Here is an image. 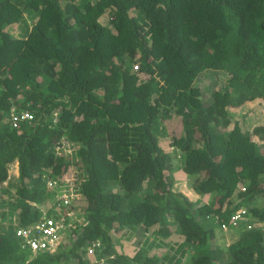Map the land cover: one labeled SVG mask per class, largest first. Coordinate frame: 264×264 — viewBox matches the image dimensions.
Here are the masks:
<instances>
[{"label":"trees","instance_id":"16d2710c","mask_svg":"<svg viewBox=\"0 0 264 264\" xmlns=\"http://www.w3.org/2000/svg\"><path fill=\"white\" fill-rule=\"evenodd\" d=\"M253 113L264 119V0H0V264H99L84 251L96 244L102 264H163L174 231L183 264H264V125L242 124ZM170 118L178 160L157 138ZM69 142L75 158L56 156ZM68 171L81 172L82 224L31 257L16 233L53 213L46 182ZM238 208L257 227L223 249L212 217ZM132 241L139 253L117 255Z\"/></svg>","mask_w":264,"mask_h":264},{"label":"built area","instance_id":"2783aa9c","mask_svg":"<svg viewBox=\"0 0 264 264\" xmlns=\"http://www.w3.org/2000/svg\"><path fill=\"white\" fill-rule=\"evenodd\" d=\"M31 119L32 115L28 112L11 114L13 128ZM65 146L69 148L68 144ZM62 147L64 146L62 145ZM55 184L58 186V191L53 195V213L42 216L35 225L17 231V236L22 240L23 245L28 248L32 257L47 251L56 252L62 248L65 231L72 228L75 219L74 212L70 208L78 205L81 196L79 188L76 186V178L73 176L64 177L55 181L48 179L46 182V185L50 188ZM244 215V211H237L230 217L229 223L236 226L244 219ZM227 228V224H222L223 230ZM98 249L101 250V246ZM95 250L93 247L87 248L86 256L94 257ZM102 263H104V260L99 262V264Z\"/></svg>","mask_w":264,"mask_h":264},{"label":"rangeland","instance_id":"374dc122","mask_svg":"<svg viewBox=\"0 0 264 264\" xmlns=\"http://www.w3.org/2000/svg\"><path fill=\"white\" fill-rule=\"evenodd\" d=\"M13 33L15 34L16 31H17V28H14L12 29ZM203 79V78H202ZM236 116V119H237V114L235 115ZM251 118L249 120H243V125L246 126L245 128V131L246 132H251L252 129H253V126H257L259 124H263L264 125V119H261L258 115L254 114L250 116ZM241 118V117H239ZM167 120H170L169 122H165ZM165 121H163V125H165V127H162V129H157L158 130V134H157V138L159 140V143L162 144V146L165 148V152H170V150H172V144H171V137L173 135H177V133H179V131L181 130L180 129V124L178 120H176L175 118H170V119H167ZM235 120V119H233ZM165 122V123H164ZM240 123V122H239ZM241 124V123H240ZM241 124V125H242ZM254 141L257 143V139L256 138H253ZM78 146L77 145H71V147H63L61 149H56L57 153H56V156H70V157H73L75 158V153L78 151ZM171 157L174 159V160H178L179 159V156H178V151H171ZM180 155V154H179ZM78 174H81L80 171H74V172H70L68 171L67 174H65V178L66 177H76V175ZM17 175V166L16 164L9 170V176H11L12 178L13 177H16ZM175 185V188L178 189L181 193H185V195L189 196L192 200L193 203H197L199 201V198L201 197H197L195 196L194 194H191L190 192V189H189V179L188 177H183V176H180L178 177V180L174 183ZM142 193V191H141ZM211 201V197L210 198H206V199H201L200 202H204V204H209ZM81 208V206L79 207ZM77 210V208H75V211ZM77 212V211H76ZM78 214V213H77ZM76 214V215H77ZM75 220V219H74ZM213 220H214V217H212V223H213ZM214 225V224H213ZM215 228H217V226L214 225ZM169 236L172 234V236L169 238L170 240V248L173 247L171 250L170 248L168 249L170 251L169 255L166 254V252H160V255L162 256V260L163 261V264H183V258H182V255L184 254V251L182 250L181 248V240L179 241V237L178 235H176L177 233L172 232V233H169ZM224 239H226L224 242H219L218 244H220V246H223V249H227V247L231 244V238L232 236L230 235L229 231H226V232H223V235ZM147 236H145L144 238H146ZM143 238V239H144ZM217 238H218V241L221 240V235L218 233L217 234ZM135 240L136 242L138 241V239H136L135 237ZM141 241V240H139ZM136 242L135 241H132L130 242V244H127L126 243V246L125 248H121V246L119 245H116V248H117V251L118 253L122 250H126L129 252V254H136L137 253V247L136 246ZM161 246H163L162 242H160ZM142 247V245H141ZM228 250V249H227ZM134 251V252H133ZM152 250H150V254H151ZM166 255L168 257H166ZM165 256V257H164ZM88 259H90L91 257H87ZM131 259V257H129ZM181 259V263H178V260ZM129 264H132L131 262H129Z\"/></svg>","mask_w":264,"mask_h":264},{"label":"clouds","instance_id":"9594fccd","mask_svg":"<svg viewBox=\"0 0 264 264\" xmlns=\"http://www.w3.org/2000/svg\"><path fill=\"white\" fill-rule=\"evenodd\" d=\"M134 69H136V68H134ZM225 129V128H224ZM224 133V132H223ZM248 133V132H247ZM249 133H251V132H249ZM73 143H71V142H69L68 143V146L69 147H71V145H72ZM74 145V144H73ZM65 147V146H64ZM61 148H63L62 146H58V147H56V149H61ZM65 177V175L63 176V177H56L55 178V180H58V179H62V178H64ZM74 177V176H73ZM76 178V177H75ZM189 189H190V192H191V194H194L195 196H197V194H195L192 190H191V188H190V186H189ZM184 196H186L191 202H192V200H191V198L189 197V196H187V195H185V193H182ZM198 198H199V196H197ZM82 207V204H81V200L79 201V203H78V205H76V206H74V207H72V208H70V210L71 211H73L74 212V215H75V220L73 221V224H72V228H71V230H68V229H66V231H65V236L63 237V247L65 246V244H67V243H69V238L67 237V235L69 234L68 232H74V230L73 229H75V224H82V219H80L76 214L77 213H82V211L80 210V208L79 207ZM75 208H77V212L75 211ZM240 210H242V211H244V213H245V215H244V219L242 220V221H240L236 226H233V225H231L230 223H229V219H230V217L232 216V215H234L237 211H240ZM247 212H246V210H244V209H241V208H238L237 210H235L231 215H230V217H227V219L226 220H223V221H221L220 220V218H219V216H215L214 217V220H213V224L215 225V226H217V230H218V232L221 234V235H223V232H226V231H231V230H233V229H236V228H238V227H240V226H243L246 230H251V229H253V228H255V227H257V225L256 224H254V225H249L248 224V222H249V220H248V217H247V214H246ZM222 224H227L228 225V228L226 229V230H223L222 229ZM16 235H17V233H16ZM18 237V236H17ZM70 237H71V239H74L75 238V236H74V234H72V235H70ZM19 238V237H18ZM226 240V239H225ZM100 246V244H96V246H94V245H92V246H89V247H93V248H95L96 250L98 249V247ZM230 246V245H229ZM228 246V247H229ZM89 247H87V248H89ZM135 247H137V248H135V249H137V253H139L140 251H139V246H135ZM227 247V248H228ZM86 248V249H87ZM86 249H84V251L86 252ZM95 250V251H96ZM57 252V251H56ZM56 252H43V253H50V254H52V253H56ZM134 252V251H133ZM43 253H41V254H43ZM121 253H124V250L123 251H121ZM119 253H117V255H118ZM126 255H128L129 257H133V256H135V254H129V252L127 251L126 252ZM32 257V256H31ZM87 257V256H86ZM113 256H110V257H108V258H112ZM96 259V260H95ZM89 260H93V261H95V263L96 262H98V261H101V260H104V262H105V258H98V256H96L95 254H94V257H92V258H90Z\"/></svg>","mask_w":264,"mask_h":264}]
</instances>
